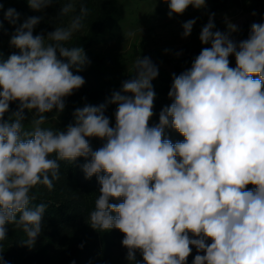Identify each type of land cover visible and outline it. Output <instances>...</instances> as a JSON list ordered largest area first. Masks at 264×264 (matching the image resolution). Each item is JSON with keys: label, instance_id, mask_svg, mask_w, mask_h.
<instances>
[{"label": "clouds", "instance_id": "obj_1", "mask_svg": "<svg viewBox=\"0 0 264 264\" xmlns=\"http://www.w3.org/2000/svg\"><path fill=\"white\" fill-rule=\"evenodd\" d=\"M164 2L169 18L189 5L206 7L205 0ZM27 3L42 11L53 0ZM72 10L68 3L60 15ZM4 15L12 25L20 18L13 8ZM213 16L199 37L211 46L172 75V103L154 126L152 81L159 72L149 57H138L133 77L105 103L75 109L65 130L42 127L46 114L62 113L65 98L85 83L72 69L80 72L90 60L82 47L65 46L81 29L82 16L46 37L33 35L42 17L16 27L10 45L19 54L0 59V242L14 225L26 235L20 245L35 246L47 205L32 204V189L53 190L60 162L82 157L85 179L96 176L100 185L87 223L99 232L119 230L129 264H141L137 252L143 264H187L193 247V264H264V23H253L248 38L237 43L230 38L237 26L229 24L227 34L213 31ZM195 22L182 24L184 38ZM17 101L18 109L5 119ZM108 104L118 105L115 126L105 115ZM25 110L32 113L30 128ZM167 127L183 141L165 139ZM93 137L105 141L97 150L89 143Z\"/></svg>", "mask_w": 264, "mask_h": 264}, {"label": "trees", "instance_id": "obj_2", "mask_svg": "<svg viewBox=\"0 0 264 264\" xmlns=\"http://www.w3.org/2000/svg\"><path fill=\"white\" fill-rule=\"evenodd\" d=\"M212 1L219 7L225 3V0ZM68 3H72L73 10L66 15H60L61 7ZM0 4L3 5V9H0V23L3 24L0 29V59L4 60L11 54H19V49L10 45V39L17 24L12 25L5 19L4 13L9 8L15 9L20 14L18 22L28 17H42L36 27L40 28L45 37L56 27L69 26L75 16H82L81 29L74 32L65 46H80L84 50L100 41L102 32L112 25V15L115 11L113 0H53V3L42 11L32 10L27 0H0ZM82 7L86 9L85 13H81ZM57 55L59 57V53ZM88 59L90 64L82 71L76 72L72 69L74 74L84 78V85L65 98L66 106L62 113H56L53 110L46 114L48 120L54 118L60 123V128L52 129L65 130L67 125L74 123L75 109L85 104L98 106L105 103L116 91V87H112L109 81L96 71L97 68H94V62L97 59L94 56H89ZM154 92L156 97L153 111L158 124L161 110L169 106L172 100L166 99L169 96L165 92L161 93L155 89ZM18 105V101L12 102L9 113L15 112ZM117 107L116 104L107 105L105 115L110 119V126H115ZM24 115V123H30L32 113L25 110ZM164 138L171 140L173 144L184 139L171 127L165 128ZM89 143L93 150H97L105 141L93 137L89 138ZM84 162L82 157L73 164L61 161V178L54 182L53 190L49 191L43 185L32 189L37 196L32 204L42 202L47 205L43 217L42 234L37 238L35 246L29 250L26 246L20 245V242L26 239L23 231L14 225H8V239L0 242L2 245L0 251H3L5 264H129L126 259L127 249L122 245L124 237L119 230L99 232L87 223L89 213L94 210L95 200L100 194V185L96 176L85 179L80 167ZM252 187V185L248 186L249 189ZM110 202L120 203L122 200ZM196 254V249L193 247L192 253L187 258V264H193ZM136 260L143 264L139 252L136 253Z\"/></svg>", "mask_w": 264, "mask_h": 264}, {"label": "rangeland", "instance_id": "obj_3", "mask_svg": "<svg viewBox=\"0 0 264 264\" xmlns=\"http://www.w3.org/2000/svg\"><path fill=\"white\" fill-rule=\"evenodd\" d=\"M205 2L204 8L197 9L189 5L183 14L174 13L169 18V5L164 0H113L115 11L112 25L102 32L99 42L84 50L85 54L97 59L94 68L112 87H116V91H120L123 81L131 79L135 74L138 57H149L159 72L152 81L153 88L168 94L172 75H179L190 68L201 50L211 46L202 44L199 38L210 16L214 14L213 31L227 34L228 25H236L237 31L230 38L237 43L248 38L253 23H264V0H225L221 7L212 0ZM191 19L196 22L190 36L184 38L182 24ZM23 22L17 23L13 34ZM41 34L44 35L35 26L33 35ZM229 59L230 66L235 67V57ZM9 115L11 113H6L5 119ZM149 123L150 126L157 123L155 114ZM24 124L30 128V123ZM42 127L60 128V123L53 118Z\"/></svg>", "mask_w": 264, "mask_h": 264}]
</instances>
